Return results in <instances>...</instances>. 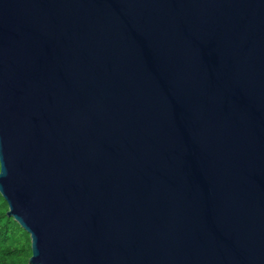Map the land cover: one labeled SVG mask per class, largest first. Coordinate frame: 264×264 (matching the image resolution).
I'll return each mask as SVG.
<instances>
[{"label":"water","instance_id":"95a60500","mask_svg":"<svg viewBox=\"0 0 264 264\" xmlns=\"http://www.w3.org/2000/svg\"><path fill=\"white\" fill-rule=\"evenodd\" d=\"M0 193L30 264H264V0H0Z\"/></svg>","mask_w":264,"mask_h":264},{"label":"trees","instance_id":"16d2710c","mask_svg":"<svg viewBox=\"0 0 264 264\" xmlns=\"http://www.w3.org/2000/svg\"><path fill=\"white\" fill-rule=\"evenodd\" d=\"M7 210L8 202L0 193V264H30V235Z\"/></svg>","mask_w":264,"mask_h":264}]
</instances>
